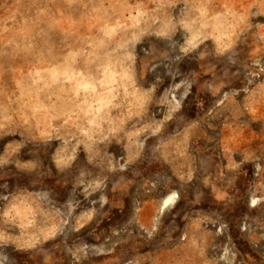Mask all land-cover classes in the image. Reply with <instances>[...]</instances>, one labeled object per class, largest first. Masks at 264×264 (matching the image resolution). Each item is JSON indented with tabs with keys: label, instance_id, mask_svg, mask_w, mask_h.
<instances>
[{
	"label": "rangeland",
	"instance_id": "obj_1",
	"mask_svg": "<svg viewBox=\"0 0 264 264\" xmlns=\"http://www.w3.org/2000/svg\"><path fill=\"white\" fill-rule=\"evenodd\" d=\"M0 264H264V0H0Z\"/></svg>",
	"mask_w": 264,
	"mask_h": 264
},
{
	"label": "bare ground",
	"instance_id": "obj_2",
	"mask_svg": "<svg viewBox=\"0 0 264 264\" xmlns=\"http://www.w3.org/2000/svg\"><path fill=\"white\" fill-rule=\"evenodd\" d=\"M171 199H167L164 203V207H167L170 205Z\"/></svg>",
	"mask_w": 264,
	"mask_h": 264
}]
</instances>
